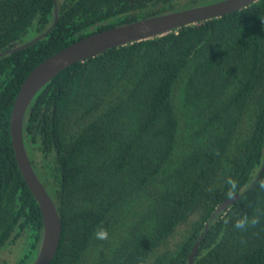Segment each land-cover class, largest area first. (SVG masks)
Here are the masks:
<instances>
[{
  "label": "trees",
  "instance_id": "trees-1",
  "mask_svg": "<svg viewBox=\"0 0 264 264\" xmlns=\"http://www.w3.org/2000/svg\"><path fill=\"white\" fill-rule=\"evenodd\" d=\"M218 1L0 0V264L15 247L33 264L43 242L11 134L30 73L94 33ZM23 139L62 222L50 264H189L199 240L193 264H264V0L69 66ZM228 178L241 197L201 239ZM245 213L259 223L236 230Z\"/></svg>",
  "mask_w": 264,
  "mask_h": 264
},
{
  "label": "water",
  "instance_id": "water-1",
  "mask_svg": "<svg viewBox=\"0 0 264 264\" xmlns=\"http://www.w3.org/2000/svg\"><path fill=\"white\" fill-rule=\"evenodd\" d=\"M256 1L258 0H221L207 5L145 18L130 24L94 33L47 58L30 73L23 83L14 105L11 134L19 168L30 190L39 202L43 215V242L33 264H50L57 254L62 236V222L56 205L34 171L23 139V125L26 112L40 90L64 69L77 62L95 57L110 48L162 36L187 25L197 24L235 12ZM42 37L39 36L18 49L29 46ZM240 197V194H236L219 206L206 223V229L201 239L208 231L211 221L217 214L226 210ZM199 243L200 240L194 246L189 264H193Z\"/></svg>",
  "mask_w": 264,
  "mask_h": 264
},
{
  "label": "clouds",
  "instance_id": "clouds-1",
  "mask_svg": "<svg viewBox=\"0 0 264 264\" xmlns=\"http://www.w3.org/2000/svg\"><path fill=\"white\" fill-rule=\"evenodd\" d=\"M227 184V197H233L238 190V182L233 178H228L226 181ZM258 188L260 191H264V178L257 181ZM259 223V218L250 217L248 214H242L234 222V228L240 231H246L248 228L255 226ZM109 233L105 228H99L95 231V238L97 240H106L108 239Z\"/></svg>",
  "mask_w": 264,
  "mask_h": 264
},
{
  "label": "rangeland",
  "instance_id": "rangeland-1",
  "mask_svg": "<svg viewBox=\"0 0 264 264\" xmlns=\"http://www.w3.org/2000/svg\"><path fill=\"white\" fill-rule=\"evenodd\" d=\"M1 252V251H0ZM22 253V249L19 247H15L14 248V252H13V257L10 254H6L4 256V260L3 262H1L2 264H5L6 262H8V264H18V258L19 255ZM2 255V254H1ZM10 261V262H9ZM12 261V262H11Z\"/></svg>",
  "mask_w": 264,
  "mask_h": 264
}]
</instances>
